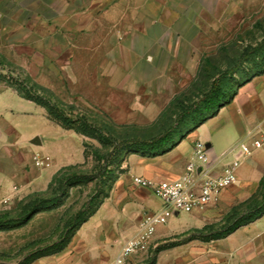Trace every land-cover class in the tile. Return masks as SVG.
Listing matches in <instances>:
<instances>
[{
  "label": "rangeland",
  "instance_id": "rangeland-1",
  "mask_svg": "<svg viewBox=\"0 0 264 264\" xmlns=\"http://www.w3.org/2000/svg\"><path fill=\"white\" fill-rule=\"evenodd\" d=\"M93 1L0 0V217H15L21 206L31 199L50 197L53 177L64 167L75 166L74 171L80 173L96 172L98 164L91 156L93 148L99 149L102 154L110 151V146L98 137L88 138L70 130L81 138L84 151L86 144L88 154L85 156L83 152V160L80 163L61 167L54 173V169L50 168V158L43 156L41 151L33 147L36 145L34 140L38 143L37 135H42L50 150L54 152L61 144L67 149L75 148V144L69 137H62L54 126L45 121L41 112L47 120L60 126L49 119L44 107L21 98L14 81L24 84L32 91H38L70 118H83L100 129L105 136L116 139L124 136L147 138L170 121L167 115L157 128H152L154 122L149 121L144 109L135 106V93L120 86L118 81L122 77L116 73L102 74L101 69L111 65L132 68L135 60L132 57H102L97 48L103 46L109 50L115 44L108 42L112 37L111 28L88 27L83 24L87 20L86 8H92L95 5ZM210 23L202 28L205 34L200 37L202 41L199 46L203 48L204 53L198 60V66L200 68L206 58L212 59L213 66L208 68L206 73L202 71V76L197 78L195 95L210 83L211 76L219 70L231 67L246 47L254 46L262 40L264 0H222L219 19H216L215 26ZM87 46H93L94 53H86ZM195 66V60H190L188 68L193 70ZM243 68L226 82L227 87L238 89L244 81V71L251 68L250 63L245 64ZM196 77L197 74L176 72L173 75L177 80L175 83L183 87L176 95L185 91ZM254 82L256 83L253 91L264 106V76ZM34 85L47 91L38 90ZM139 93L142 96L140 102L146 103L147 95L142 91ZM236 104L238 105V102ZM235 109V105L230 107L208 128L211 130L223 122L222 132H232ZM30 137L31 140H28ZM76 145L78 146V143ZM37 154L40 157H48L49 166H37L34 163ZM127 157L128 155H125L121 158L120 167H117V163L112 165L114 175L104 179L106 184L97 185L94 181L71 187L60 206L37 212L31 221L22 227L1 231L0 264H17L30 253L56 242L72 216L91 196L97 195L94 206H100L99 202L103 200L104 195L111 193L109 188L123 174ZM257 190L242 198H234L233 192L225 195L219 202H215L214 206L202 212L204 215L197 225L190 221L184 229L180 228L172 233L158 231L148 253L137 264H148L153 257H156L157 261L156 249L184 241L194 234L195 229L205 226L219 229L234 210L238 214L246 211V201ZM130 193L133 194L134 200L138 199L133 191ZM157 203L160 205L159 201ZM139 212L124 214L133 219L123 236H131L141 215L151 210L143 209ZM114 216L116 217L112 219L113 226L118 220L117 215ZM122 238L120 237V241ZM185 252L187 248L166 251L159 258L158 264H181L182 262L174 261ZM52 256L44 260H52ZM38 260L32 264H37ZM41 264L49 263L43 261Z\"/></svg>",
  "mask_w": 264,
  "mask_h": 264
},
{
  "label": "crops",
  "instance_id": "crops-1",
  "mask_svg": "<svg viewBox=\"0 0 264 264\" xmlns=\"http://www.w3.org/2000/svg\"><path fill=\"white\" fill-rule=\"evenodd\" d=\"M94 3L92 8H86L87 20L83 24L88 27L111 28L112 37L108 42L115 44L109 50L103 46L98 47L102 57H132L135 60L132 68L111 65L103 67L102 74L116 73L121 76L118 81L120 86L135 93V106L144 109L149 121L155 122L178 90L183 88L175 83L177 80L173 75L176 72L197 74L198 60L204 53L203 48L199 46L202 41L200 37L205 34L202 28L208 22L215 26V21L221 14L222 0H94ZM101 42L103 43V40ZM86 48L89 55L94 53L93 46ZM190 60H195L196 66L193 70L188 68ZM263 76L243 86L230 104L180 141L167 154L154 158L130 154L123 166L124 172L114 183L109 197L77 230L69 245L62 252L54 254L52 260H44L50 256L42 257L37 264L43 261L49 264H109L119 252L124 240L129 237L123 235L127 233L126 228L133 218L124 214H139L143 209L156 211L161 208V203H157L159 200L156 197L133 183V177L155 182L178 179L192 158L193 144L197 140L210 146V158L220 171L233 159L232 156L224 157L228 151L244 140L254 128L264 130V106L253 91L256 83L254 81ZM141 91L147 95L146 103L140 102ZM233 105L237 106L234 110L233 131L222 132L223 122L210 130L209 125ZM41 114L62 137H69L75 148L67 149L61 144L54 152L50 150L44 137L37 135L38 143L33 146L34 149L50 158V168L54 169V173L61 167L80 163L84 152L81 138L75 132L62 129L47 120L43 112ZM28 140H31V137ZM12 141L11 139V143ZM236 175V183L221 192L209 208L229 193L233 192L234 198H242L258 189L264 175V151L255 150L242 160ZM132 191L138 197L137 200L131 195ZM204 211L173 216L166 225L158 228L156 236L160 230L168 234L180 228L184 229L190 221L197 225ZM114 214L118 217L115 226L112 224L113 217H116ZM120 237H123L122 241ZM176 248H187V252L177 258L175 263L264 264V215L223 239L210 242L193 240L163 250L158 254L156 264L162 254Z\"/></svg>",
  "mask_w": 264,
  "mask_h": 264
},
{
  "label": "trees",
  "instance_id": "trees-1",
  "mask_svg": "<svg viewBox=\"0 0 264 264\" xmlns=\"http://www.w3.org/2000/svg\"><path fill=\"white\" fill-rule=\"evenodd\" d=\"M247 63H250L251 68L248 71H244V81L239 85L238 89L234 90L227 87L226 82L233 78L241 69H244L243 67ZM212 66L211 58H206L202 62L196 79L185 91L174 96L151 127L157 128L167 115L170 121L165 126H160L154 135L147 138L124 136L116 139L111 136H105L100 129L88 123L85 119L74 120L70 118L52 102L41 96L38 91H32L24 84H18L14 81L16 91L21 98L44 107L50 120L57 122L63 129L73 130L81 136L88 138L98 137L104 144L110 146V151L102 154L99 149L93 148L91 156L98 164L96 172L80 173L74 171L75 166H68L59 170L51 183L52 195L46 198L31 199L21 206L19 213L15 217H0V232L22 227L28 224L37 212L60 206L64 197L68 194L67 190L71 187L94 181L97 185L98 183L106 184L104 179L114 175L112 165L117 163V167H120L121 158L125 157V155L137 154L141 157L154 158L170 152L180 141L205 124L209 119L215 117L223 107L230 104L240 88L250 83L253 79L264 75V37L256 45L246 47L231 67L219 70L217 74L211 76L210 83L205 86L204 90H200L195 95L194 90L197 87V78L202 76V71L206 73V70ZM0 79H2V76H0ZM34 87L38 90L47 91L38 85H34ZM84 147V154L87 156L86 144H84ZM112 188L113 186L109 188L110 192ZM109 195L110 193H106L103 200L99 203L102 204ZM96 202L97 195L91 196L88 202L72 216L56 242L30 253L17 264H32L37 259L62 252L69 245L77 230L96 213L99 208V206H94ZM246 203V211L238 214L234 210V213L227 218L219 229H215L212 226L195 229L193 230L194 234L184 241L156 249L155 255H158L163 250L193 240L210 242L223 239L239 228L261 218L264 215V176L260 181L257 192ZM148 264H156V257H153Z\"/></svg>",
  "mask_w": 264,
  "mask_h": 264
},
{
  "label": "built area",
  "instance_id": "built-area-1",
  "mask_svg": "<svg viewBox=\"0 0 264 264\" xmlns=\"http://www.w3.org/2000/svg\"><path fill=\"white\" fill-rule=\"evenodd\" d=\"M210 146L197 140L193 144L192 158L184 173L174 181L155 182L133 177V183L156 197L161 208L145 212L134 233L126 238L115 258L109 264H137L152 246L157 230L177 214L204 211L217 196L237 181V169L242 160L255 150L264 151V130L254 128L247 137L234 146L224 157L231 162L220 171L209 155ZM48 157H34L37 166H49Z\"/></svg>",
  "mask_w": 264,
  "mask_h": 264
},
{
  "label": "water",
  "instance_id": "water-1",
  "mask_svg": "<svg viewBox=\"0 0 264 264\" xmlns=\"http://www.w3.org/2000/svg\"><path fill=\"white\" fill-rule=\"evenodd\" d=\"M33 143H34V144H37V140H34Z\"/></svg>",
  "mask_w": 264,
  "mask_h": 264
}]
</instances>
